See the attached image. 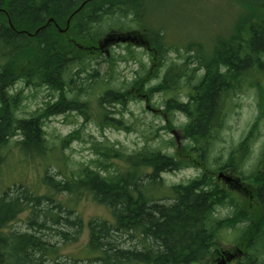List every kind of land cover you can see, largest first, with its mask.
<instances>
[{
  "label": "trees",
  "instance_id": "trees-1",
  "mask_svg": "<svg viewBox=\"0 0 264 264\" xmlns=\"http://www.w3.org/2000/svg\"><path fill=\"white\" fill-rule=\"evenodd\" d=\"M233 1L239 11L234 16L232 31L228 37L216 38L212 52H204L200 44H194L198 46L196 50L186 51L167 45L157 29L153 32V40H148L156 61L146 70L145 75L148 76H137L132 88H108L98 96L103 111L99 113L100 125L121 128L123 120L110 116L111 110L106 105L124 106L131 97H136L137 92L143 93L147 100L154 92L168 95L162 112L169 116L178 113L186 119L181 129V146L176 145L173 154L145 148L128 154L105 140L94 144L95 152L110 162L114 158L122 159L128 166L125 171L111 173L107 170L111 163L99 161L107 173L102 175L96 168L83 166L70 177L74 186L68 179L44 176L43 182L50 191L75 190L78 198L79 194L90 193L93 200L111 213L112 223L99 219L88 221L89 241L84 257L87 260L97 264H209L213 249L218 244L219 230L242 224V233L237 242L252 240L248 241L246 254L235 264H264V146L256 167L249 173L245 174L240 165L256 139L257 122L264 116V86L258 81L250 83L258 88V117L245 137L233 148L227 163L231 166L233 162V174L252 185L251 197L248 195L244 201L232 198L211 175L215 171L206 167L197 177L185 183L164 186L161 176L163 172L177 171L189 164L205 166L213 140L224 124V105L228 98L241 92L242 86L244 88L252 81L246 76L250 69L254 67L255 70L264 71V0ZM146 2L0 0V164L4 162L3 149L16 135L20 137L16 145L26 153L43 151V118L70 110H76L87 118V102L77 100L79 92L67 99L65 87H70V84L74 86L80 72L99 56L97 41L107 33L114 32V28L106 32L101 27L105 19L115 15L120 18L131 15L130 21L138 26L137 22L146 15ZM244 11L245 14H242ZM50 18H53L52 22ZM169 53L175 54L174 57ZM91 56L95 57L89 58ZM101 61L112 62V59L108 60L107 57ZM155 65L164 70L161 80L144 89L149 75L156 69L153 67ZM200 69L203 71L201 75ZM88 81L81 91L85 90V85H89ZM18 82L46 86L58 93V99L36 116L17 117L21 96L10 91ZM163 128L173 129L172 121L167 119ZM78 138L77 129L62 139L61 146ZM144 169L150 171L145 172ZM148 184L163 188L165 194L157 195L158 198L149 197L146 193ZM22 188L20 184L17 191L8 187L0 193V264H46L48 240L44 238V233L36 231L52 227L46 224L45 219L39 223L36 221L40 212L36 207L42 203V198L48 201L52 198L39 196L26 187L20 191ZM164 198L168 200L162 201ZM28 207L32 208L28 222L37 225L38 230L32 227L33 233L4 232ZM217 207H230L231 213L221 219L214 217ZM45 209L44 217L48 218L49 213L51 223L76 226L75 235L52 228L58 235L65 239L78 236L82 229L79 216L71 218L72 211L61 203ZM124 234L130 237L138 234L146 241L137 243L140 247H126L122 245L124 241H120Z\"/></svg>",
  "mask_w": 264,
  "mask_h": 264
},
{
  "label": "rangeland",
  "instance_id": "rangeland-1",
  "mask_svg": "<svg viewBox=\"0 0 264 264\" xmlns=\"http://www.w3.org/2000/svg\"><path fill=\"white\" fill-rule=\"evenodd\" d=\"M234 2L233 0H147L146 15L140 22H137L138 26L135 22L130 21L131 15L125 18H120L117 15L106 18L101 27L107 30L106 32L110 28H114V32L111 31L107 34L105 32L106 35L100 41L103 45L100 47L99 56L91 54L96 57H89H95V59L90 60V65L80 72L78 82L74 86L70 84V87L69 85L65 87L67 99L78 95L79 92L77 100L87 102L88 112L85 114L87 118L76 110L43 118L45 146L42 152L26 153L24 149L16 145L17 140L20 139L18 135L12 137L7 143L3 149L4 162L0 164V193L8 187H11L12 191L17 188L19 190V185L22 184L23 188L20 191L26 187L39 196L51 197V201L46 198L41 199L42 203L36 207L40 210L36 221L39 223L45 219L46 224L52 228L69 231L75 235L76 226L73 227L68 223H51L49 213L46 216L48 218L44 217L45 208L57 203H61L64 208L72 211L71 218L79 216L82 221V229L75 239H65L52 228L36 231L40 234L44 233V238L48 240L49 249L45 258L46 264H97V262L84 258L85 254L87 255L89 241L88 221L99 219L113 222L109 210L93 200L90 193L79 194L78 198L75 190L52 192L47 189L43 182L46 174L57 180L68 179L74 186L70 177L73 172L76 173L83 166L96 168L102 175L107 173L98 162L108 164L110 161L104 160L95 152V143L108 140L128 154L144 148L160 149L163 153L173 154L177 141H174L172 130H177L182 135L181 129L186 119L178 113L169 116L162 112L164 101L168 97L162 92L152 93L149 95V100L145 99L143 93L134 92L136 97H131V100L124 106L120 104L106 105L107 109L111 110L110 116L123 120L124 125L122 124L121 128L110 127L106 124L100 125L99 113L103 111L98 96L108 88H132L133 80L139 75H145L146 70L156 63L155 53L148 40H153L152 37L155 34L153 32L157 29L160 30L159 33H162L163 41L167 45L176 46L186 51L188 49L196 50L195 47L198 46L194 44H200L204 52H212L216 38L219 36L228 37L232 31L233 19L239 11L238 5ZM242 14H245V11ZM129 27H135V29ZM133 30H136L137 34H134ZM126 32L132 33L133 40L118 41L119 35ZM129 43L130 45H127ZM171 54L169 53V55ZM174 55L171 56L174 57ZM107 57L108 60L112 59V62L101 61ZM153 67L156 69L149 75L144 89L156 85L161 80L163 68H158L156 65ZM202 72L200 69L199 75ZM248 72L246 76L252 81L247 83L244 88L242 86L241 92L232 94L224 105L226 110L224 124L213 140L209 154L205 159V166L195 163V165L189 164L177 171L163 172L161 176L164 186L185 183L197 177L206 167L215 171L211 174L215 180H218L217 175L223 171L218 182L232 198L244 201L248 195L251 197L252 185L233 174V162L231 166L227 165L233 148L245 137L258 117V88L252 84L254 81H258L264 86V71L255 70L253 67ZM93 73H95L94 77H90L89 75ZM87 80H89V85H85V90L81 91ZM184 88L187 91L186 85ZM10 93H18L21 96L17 110V117L20 118L36 116L58 99V93L46 86L26 85L23 82L15 84ZM137 94L139 95L137 96ZM167 119H170L174 126L171 130L163 128ZM77 129L79 138L69 142L66 146H61L62 139ZM170 141H173L174 144L171 145ZM263 146L264 116L257 122L256 139L250 145L245 161L240 162L241 169L245 174L256 167ZM110 163L107 170L111 173L123 172L128 167L122 159L114 158ZM225 165L226 167H224ZM224 169H227L226 173L229 176H226ZM144 171L149 172L150 169H144ZM232 175L233 182L229 184ZM146 190L149 197L165 194L163 188L154 184L146 185ZM167 200L166 198L162 199V201ZM217 208L214 217L219 219L231 213L230 207ZM31 210L32 208L28 207L27 210L18 214L3 231L15 230L33 233V228L38 230L37 225H30L28 222ZM241 233L242 224H237L234 228H221L218 232L217 245L231 250ZM121 236L120 241L123 240L122 245L126 247L129 245L138 246L137 243L140 241H146L142 240L138 234L133 237L126 234Z\"/></svg>",
  "mask_w": 264,
  "mask_h": 264
},
{
  "label": "flooded vegetation",
  "instance_id": "flooded-vegetation-1",
  "mask_svg": "<svg viewBox=\"0 0 264 264\" xmlns=\"http://www.w3.org/2000/svg\"><path fill=\"white\" fill-rule=\"evenodd\" d=\"M224 171H225L224 173H226L227 169H224ZM226 176L229 175H227L226 173ZM231 178L232 179L229 181V184L233 182V175L231 176ZM251 240L252 238L248 239V241ZM248 241L246 240V242H237V241L234 242V247L231 250H227L220 247L219 245H216L213 249L214 251L213 254L211 255V262L209 264H219V263L235 264L238 259L242 258L246 254V251L248 249Z\"/></svg>",
  "mask_w": 264,
  "mask_h": 264
},
{
  "label": "water",
  "instance_id": "water-1",
  "mask_svg": "<svg viewBox=\"0 0 264 264\" xmlns=\"http://www.w3.org/2000/svg\"><path fill=\"white\" fill-rule=\"evenodd\" d=\"M49 21H53V18H50L49 19ZM59 31H62L61 29H59ZM29 34H31V33H28V35ZM119 40V39H118ZM122 40H124V39H122ZM102 45L103 44H101L100 42H99V47H102ZM172 135L174 136V138H175V140L177 141V143H178V146H180L181 144H180V138H181V136H180V134L178 133V131L177 130H172ZM221 176V173L219 174V177Z\"/></svg>",
  "mask_w": 264,
  "mask_h": 264
}]
</instances>
